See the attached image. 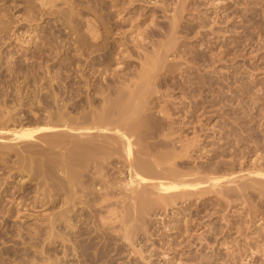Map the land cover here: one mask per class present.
<instances>
[{"label": "rangeland", "instance_id": "obj_1", "mask_svg": "<svg viewBox=\"0 0 264 264\" xmlns=\"http://www.w3.org/2000/svg\"><path fill=\"white\" fill-rule=\"evenodd\" d=\"M41 1L0 0V264H264V194L257 183L245 191L238 185L242 174L248 175L244 180L253 179L264 168V0ZM97 44L110 50L100 57L102 62ZM156 46L165 52L170 71H160L159 79H166L155 89L162 99L177 102V109L167 108L172 114L168 123L174 121L175 129L170 138L196 139L177 164L216 167L218 176L228 173L239 178L229 189L228 184L220 187L229 192L192 195L191 202L178 200L167 210L154 205L145 222H135L141 227L131 232L133 244L124 239L119 219L124 203H118L129 191L119 185L125 176L116 171L110 175L115 195L108 198L109 204L119 202L117 207L111 205L112 212L105 206L108 202L102 204L109 211L101 207L100 196L97 201L92 194L88 205L93 208H87L91 210H82L78 202L76 212L71 210L67 217L74 223L62 216V226L59 221L55 225V215L65 212L67 192H63L70 184L58 169L57 176L50 168L44 177L39 165L55 167L66 153L47 140L52 132L21 145L12 141L9 131L37 130L61 111L69 119L82 118L89 110L87 95L94 94L84 82L87 75L98 68L106 71L102 76L97 72L104 82L113 80L111 70L130 80L144 55H153ZM93 56L96 64L90 67ZM94 96L99 102L100 95ZM157 110L154 114L159 116ZM167 120H161L162 126L168 127ZM108 162L105 165L114 169L124 163ZM98 183L91 182L89 188L103 193ZM106 213L114 220H102Z\"/></svg>", "mask_w": 264, "mask_h": 264}, {"label": "bare ground", "instance_id": "obj_2", "mask_svg": "<svg viewBox=\"0 0 264 264\" xmlns=\"http://www.w3.org/2000/svg\"><path fill=\"white\" fill-rule=\"evenodd\" d=\"M40 1L41 0H39V2ZM42 1H45V0H42ZM42 1H41V3L43 4ZM56 2H57V0H56ZM56 2H54V3H56ZM48 3H49V1H48ZM46 5H47V3L45 4V7H46ZM48 5L51 6L50 4H48ZM55 6H58V5H55ZM41 7H43V6H41ZM45 11H46V9H45ZM58 11H60V10H58ZM58 11H56V12H58ZM176 16H177V14H176ZM176 16L174 17V20L176 19L175 21H178ZM0 17H1V15H0ZM5 18H4V20H5ZM89 24H90V22H89ZM70 25H71V23H70ZM7 27H5V29ZM173 27H176V26H173ZM171 29H173V28H171ZM172 34H173V32H172ZM167 36H169V35H167ZM168 45L169 44H167L166 46H168ZM95 46L97 47V50L102 49V51H103L102 54L100 53V55H98V62H102V61H100V57L102 55L105 56L106 54H108V52L110 50L109 51L105 50L104 49L105 47L102 48V45H99V44H97ZM159 49H160V46L159 47L156 46L155 51H154L155 53L153 55L150 54L152 56L144 55L145 60L141 63L140 68L136 69V71H134V73H133L135 78L133 77L130 80H126L123 78L121 79V77L118 78V72L111 70L113 72V75L111 74L113 76V80H111L110 82H106V81L104 82L105 77H104V79L100 78L99 76H97V72H99V75L102 76L106 71H104L102 69H98V68L96 70H94L93 72L90 71L91 73L86 76L84 82L86 83L87 89L89 88L90 92L94 91V94H90L89 96L87 95V101L86 102L88 103L87 105L89 106V108H88L89 110H88V112L85 113V116H83L82 118L79 117L80 119H78V118L76 119L75 118L76 116H73V118H75V119H71V118L69 119L70 116L67 118L65 115V112L61 111V113H59V115L57 116L58 117L57 119L51 120V118H49L50 121H48V123H46L43 127L41 125V128L37 127V130L34 129L32 131H29V132L27 131V129H23L24 131L22 130L19 132L9 131L11 133L10 138H12V141L18 142V143H21V141H23L24 145H25V143H24L25 140L27 142V140L36 139L35 137L38 134L44 135V134H46V132H50V133L52 132L53 134L47 140L49 142H51L52 144H54L53 146L59 145L60 149H62L66 153L65 154L66 158H62V156L59 154L62 159H61V161H60V159L58 161L56 160L57 166H55V167H49L48 165H43L44 163L42 165H39L42 168V170H41V168L39 167L41 170L40 172L42 173L41 175H43L44 177H46V175H47L46 173H48L47 172L48 169L51 168V173H54V172H52V170L56 171L58 169V171L63 173V178H65L66 183L70 184L69 185L70 188L68 187V184H67V188H69V189L64 190L65 192H63V193L67 192L66 196L63 195V198L65 196V198L63 199V202H65L67 205H69L68 207L70 208V210H69V208L66 209L67 208V205H66V208H64L66 213L64 212V210H63V212H61L62 211L61 210L60 216H58L59 213L57 215H55L54 221H53V223L55 222V225H57L56 223H58V221H59V223H60V221H63V220L70 222V220H67V217L69 219L68 213H70L71 210H73V212L76 210L75 206L77 205L78 202H80L82 204V208H81L82 210H86L89 206H90V208H93V207H91V205H88V203H89L88 201L90 200L89 198L92 194H95V196L91 197V199L94 200L95 198L100 196L99 198H101L102 201L100 202V200H99V202L101 204L103 202L104 203L108 202V204L105 206H107L109 208V210L112 207L111 205L115 206V204H116V207H117L116 202H119V201H116L113 204H109L110 203L109 200L111 201L112 199L108 198V197H112L115 195V184L110 183V181H111L110 175L112 174V172L114 173L115 171H116V173L120 172L122 174V176L124 174L125 179L122 181L119 179L120 180L119 185L123 186L126 190L129 191L128 195H126L124 198H122L120 200L121 203L120 202L118 203V204L124 203V205L121 206L122 210H120V211H123L124 213L121 214L122 217L121 216L119 217V219L121 218L120 219L121 221L119 219L118 220L122 223L121 228H122V226L124 227L123 230H124L125 234L124 233L123 234H124L125 240L126 239L132 240L131 232H132L133 228H135V230L138 231L139 228L141 227V224H140V227L137 228L139 223L136 224L137 223L136 221L139 222V220H140V223L145 222L144 220H146V218L148 217L147 215L148 214L150 215L152 213L151 210H153L152 207L154 205L155 206L160 205L161 207L165 208V210H167V207L172 206L173 203L174 204L177 203L178 200H184V201H186V203L188 202V200H189V202H191V200L189 198L192 195L203 196V195H206L207 193L211 194V192H215V193L217 192V193L222 194L223 193L222 190L224 188L221 189L220 187H222L223 184H228L227 185V187H228L229 184L235 183L236 179L239 178L237 175L228 174L227 171H225L227 173V175H224L223 173H221L222 175L218 176L217 173H219L220 169L218 170L216 167L213 168L211 166L210 167L204 166L205 168L201 169V166H199L200 168L199 167L198 168L197 167H191L190 168L188 166L187 167L186 166L181 167L179 164H177L176 159H181V158L183 159L184 152L187 151V149H189L188 148L189 145H191V143H193L196 139L194 138V140H187V139H185V140L180 139L179 140V138H177L175 140V137L170 138L171 136H173V134L175 135V129H174V125H173L174 121H172L173 123H171V121H170V123H168L167 119L172 117L171 116L172 114L170 113L169 109L167 110V108L170 107V109H174V110H175V108L177 109V106L174 108V106H175V104H177V102L175 103L176 100L174 99L175 100L174 101L171 98L166 99V100L162 99V93L158 91L159 88L155 89V87H157V85L163 83V80L166 79L165 76H162L159 79L160 71L168 69L166 66V62H165L167 60L164 59L163 54H162L165 52H163V51H162V53L158 52ZM163 50L165 51V49H163ZM142 52H144V51H142ZM96 58L97 57H95V56L90 58L89 64H88L90 67L95 66L96 63H94V60ZM97 65H100V63H97ZM191 65H193V64H191ZM106 69L107 68H105V70ZM116 69H117V67H116ZM109 70H110V67H109ZM168 71H170V70L168 69ZM171 71L173 72L175 70H171ZM171 74H170V76H171ZM127 77L130 78L132 76L130 75ZM98 79L100 82H97L95 85V81H97ZM86 86H85V88H86ZM116 87H118L119 90L115 89ZM154 94H156V97L151 98V96ZM55 95H56V93H55ZM94 95H100L99 102H96V100L98 101V99ZM76 98H77V96H76ZM57 100H59V99H57ZM181 102H183V101H181ZM151 104H152V106H151ZM157 108H158V110H157ZM51 109H53V108H51ZM155 109L157 110L156 112H159L158 113L159 116H156V114H154ZM177 119L179 121V118H177ZM161 120H165V121L167 120V122H164V123L168 127L162 126ZM166 128H167V132H165ZM74 131L79 132L76 135L80 136V138H78V139H80V141L79 140L76 141L77 136L73 137L74 134L73 135L71 134ZM67 132L70 133L71 138L70 137L66 138L69 135V134H66ZM65 134H66V136H65ZM43 137H45V136H43ZM69 138L70 139L74 138V141L68 140ZM150 139H152V141H149ZM41 140H42V138H41ZM45 141L46 140H44V142ZM49 142H48L49 146L52 145ZM197 142H199V141H197ZM10 143L11 142H9V144ZM63 143H65V144H63ZM5 144H7V143H5ZM21 145H22V143H21ZM28 145H30V144H28ZM39 145H41V144H39ZM71 145H73V146H71ZM194 145H196V144H194ZM0 146L3 147V144ZM57 146H56V148H57ZM168 146H169V148H167ZM42 148H43V146H42ZM52 148L53 147L51 146L50 149H52ZM3 149H1V150H3ZM22 149H25V148H22ZM60 149H59V151H60ZM9 151H10V149H9ZM63 151H60V153H62ZM38 152H40V151H38ZM44 152H47V150ZM57 153H56V156H57ZM186 153L188 154V151ZM52 154H55V152H53ZM25 155H26V153H25ZM186 156H188V155H186ZM41 158L43 159V157H41ZM113 159L124 161V163L122 165L123 167L121 166L117 169L116 168L114 169V168H109L105 165L106 162H108L110 160L112 161ZM120 163L121 162H118V164H120ZM38 164H40V163H38ZM108 164H109V162L107 163V165ZM111 164H113V162ZM29 166L31 167V165H29ZM115 166H116V163H115ZM58 171L55 172L56 176H57V173H59ZM253 172H255V171H253ZM257 174L261 178H264V168H261V172H257L256 174H254L252 176H254V178H255V176ZM245 175L242 174L240 177L243 179V181L241 180V183H238L239 188L242 191H245L249 187H251V184H253V182H254L255 184L257 183L256 184L257 186L259 184L260 189L259 188H257V189H259L260 192L262 194H264V182L259 179L260 177L258 178V181H257V179H254V178L244 180ZM246 176H248V175H246ZM60 178H61V176H60ZM256 178H257V176H256ZM57 179H58V177H57ZM61 179H60V181H61ZM90 180H91V182H99L98 184L101 185L102 189H104L103 193H99V192L97 193V191L94 192L92 190V188L90 189L89 188V185H91ZM248 181L251 183H249ZM61 183H63V182H61ZM255 184H253L254 187H256ZM65 186L66 185H64V187ZM98 187H97V189H99L101 191L102 190L101 187L100 188H98ZM118 188H119V186H118ZM232 188L233 187H231V190H232ZM225 189L223 191H225ZM228 189H229V187H228ZM94 190H95V188H94ZM227 191L229 192V190H227ZM117 192H118V190H117ZM223 197H224V195H223ZM97 199H95V200H97ZM64 200H66V201H64ZM97 201H95L94 203L92 202V203L95 204V203H97ZM101 204L100 205L95 204V206H101ZM114 206L112 208H114ZM101 207L103 209L105 208V207H103V204ZM119 207H120V205H119ZM95 208H97L98 210L102 209L99 207H95ZM108 208H107V210H108ZM112 208H111V212L113 210ZM170 208H172V207H170ZM116 209H118V208H116ZM67 210H69V212H67ZM87 210H91V209H87ZM98 210L95 209L96 212H98ZM107 210H106V212L110 213V212H108L109 210L108 211ZM103 211L104 210H100V212H102V213H103ZM85 212L87 213V211H85ZM88 212H90V211H88ZM102 213H100V214L102 215ZM61 214H63V215H61ZM64 214L67 216H65ZM94 214L96 215V213H94ZM83 215H85V214H83ZM107 215H104L106 217H103L102 220L109 217L110 214H107ZM62 216H64L63 218H65L66 220L65 219L62 220ZM72 216H74V215H72ZM111 218H112V220H114L113 217H109L108 219L110 220ZM108 219H106V220L108 221ZM73 220H74V217H73ZM118 220H116V221H118ZM64 221H63V223H64ZM83 222H85V221L83 220ZM53 223L51 226H54ZM70 223L72 224L74 222H70ZM85 223H84V228L86 229ZM61 224L62 223H60V226H62ZM75 224H76V222H75ZM79 225L80 224L75 225V226H78V228H79L81 226V225L80 226ZM65 226H68V224L67 225L65 224ZM71 226H70V229L73 230L74 228H72ZM54 227H52V228H54ZM87 230H88V228H87ZM51 233H50V235H51ZM87 233H89V232H87ZM135 233L136 232H134V234ZM133 242H134V239L131 241V243L133 244ZM87 257H89V256H87ZM34 264H40V261H39V263L35 261Z\"/></svg>", "mask_w": 264, "mask_h": 264}]
</instances>
